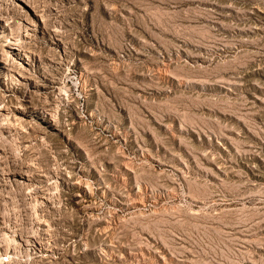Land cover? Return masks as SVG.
<instances>
[{
	"label": "rangeland",
	"instance_id": "obj_1",
	"mask_svg": "<svg viewBox=\"0 0 264 264\" xmlns=\"http://www.w3.org/2000/svg\"><path fill=\"white\" fill-rule=\"evenodd\" d=\"M0 264H264V0H0Z\"/></svg>",
	"mask_w": 264,
	"mask_h": 264
}]
</instances>
